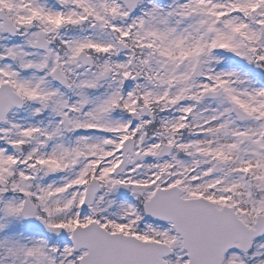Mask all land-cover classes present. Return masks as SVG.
Wrapping results in <instances>:
<instances>
[{"label": "snow or ice", "instance_id": "1", "mask_svg": "<svg viewBox=\"0 0 264 264\" xmlns=\"http://www.w3.org/2000/svg\"><path fill=\"white\" fill-rule=\"evenodd\" d=\"M0 264H264V0H0Z\"/></svg>", "mask_w": 264, "mask_h": 264}]
</instances>
